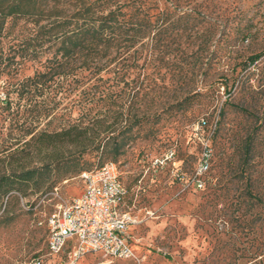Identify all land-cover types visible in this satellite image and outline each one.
Here are the masks:
<instances>
[{"label": "trees", "instance_id": "16d2710c", "mask_svg": "<svg viewBox=\"0 0 264 264\" xmlns=\"http://www.w3.org/2000/svg\"><path fill=\"white\" fill-rule=\"evenodd\" d=\"M201 7L193 0H0V79L11 88L0 104L9 124L22 128L0 152L6 166L0 171V206L14 193L25 195L30 189L46 195L67 176L115 163L137 141L154 137L166 115L205 95L202 83L192 91L182 84L187 76H206L213 57L225 48L219 40L212 46L183 41L191 38L189 26L192 31L199 23ZM202 23L208 24V33L219 27ZM226 36L244 44L253 33L245 25ZM43 47L55 51L40 70L21 77L27 54ZM15 48L20 53L11 52ZM233 50L226 49L228 56ZM241 50L227 59L210 85L226 97L209 140L220 134L224 148L228 139L233 179L252 200L261 181L254 169L264 136V50ZM121 83V89L131 84L133 94L117 107L112 94ZM64 87L77 93L75 119L53 130L28 121L36 112L51 116ZM169 89H175L171 97H157ZM92 92L96 100L90 99ZM230 114L236 120L226 122Z\"/></svg>", "mask_w": 264, "mask_h": 264}, {"label": "rangeland", "instance_id": "374dc122", "mask_svg": "<svg viewBox=\"0 0 264 264\" xmlns=\"http://www.w3.org/2000/svg\"><path fill=\"white\" fill-rule=\"evenodd\" d=\"M200 4L203 8H199V23L192 31L188 30L189 26L187 35L191 38L183 41L212 46L219 40L220 46L225 48L213 57L206 76H187L182 84L187 82L183 90L192 91L202 83L205 90L201 91H207L206 94L192 100L185 110L166 115L157 125L154 137L137 141L115 162L128 190L125 204L138 219L127 232L132 257L124 260L87 255L76 264H264V136L257 150L258 166L254 169L261 173V181L256 186L260 200L258 196L250 200L245 196V186L233 179L232 148L228 139L222 147L220 134L211 140L212 157L204 176V188L197 189L192 181L203 145L212 134L226 97L222 89L217 91L210 85L227 59H235L239 51H244L241 47H248V52L264 50V0H193V5ZM201 19L219 27L214 33H208V24ZM245 25L253 36L244 44L240 38L226 36ZM222 30L225 35L219 38ZM228 47L237 50L228 56ZM54 51L43 47L29 52L21 77L32 76L40 70ZM11 52L20 53V50L15 48ZM181 82L179 80L178 86ZM124 83L112 94L117 107L122 100L128 103L132 98L131 84L121 89ZM174 90H163L157 97L169 98ZM7 91L11 88L0 79V103ZM62 91L63 94L55 98L58 106L51 116L43 118L36 112L28 116V121L39 128L53 130L75 119L77 93L67 87ZM89 97L97 99L93 92ZM1 108L0 104V152L18 139V131L22 129L21 123L9 124L5 118L8 115ZM233 117V114L228 115L226 122L236 120ZM199 121L207 122V126L201 129L197 126ZM5 168V162L0 163V171ZM83 187L77 175H71L54 187L58 188L57 198L48 195L51 191L44 195L30 189L25 195L17 192L3 198L0 264H57L64 260V255L54 257L47 251L45 218L56 204L80 196Z\"/></svg>", "mask_w": 264, "mask_h": 264}, {"label": "built area", "instance_id": "2783aa9c", "mask_svg": "<svg viewBox=\"0 0 264 264\" xmlns=\"http://www.w3.org/2000/svg\"><path fill=\"white\" fill-rule=\"evenodd\" d=\"M197 126L202 129L204 121H199ZM209 139L203 145L192 179L197 189L204 188V176L212 157ZM77 178L84 186L81 195L56 204L45 218L49 255H64V260L57 264H76L87 255L130 259L127 232L138 219L125 204L128 190L121 181L117 164L107 162L99 170L84 172ZM48 195L57 198L58 188Z\"/></svg>", "mask_w": 264, "mask_h": 264}]
</instances>
